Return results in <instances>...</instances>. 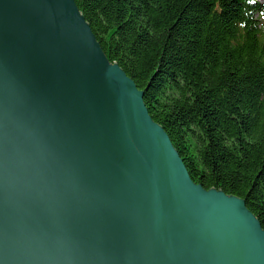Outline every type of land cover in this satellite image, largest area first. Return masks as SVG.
Here are the masks:
<instances>
[{
  "label": "water",
  "instance_id": "95a60500",
  "mask_svg": "<svg viewBox=\"0 0 264 264\" xmlns=\"http://www.w3.org/2000/svg\"><path fill=\"white\" fill-rule=\"evenodd\" d=\"M144 97L75 0H0V264H264Z\"/></svg>",
  "mask_w": 264,
  "mask_h": 264
},
{
  "label": "trees",
  "instance_id": "16d2710c",
  "mask_svg": "<svg viewBox=\"0 0 264 264\" xmlns=\"http://www.w3.org/2000/svg\"><path fill=\"white\" fill-rule=\"evenodd\" d=\"M145 92L197 185L245 200L264 230V7L256 0H75Z\"/></svg>",
  "mask_w": 264,
  "mask_h": 264
},
{
  "label": "rangeland",
  "instance_id": "374dc122",
  "mask_svg": "<svg viewBox=\"0 0 264 264\" xmlns=\"http://www.w3.org/2000/svg\"><path fill=\"white\" fill-rule=\"evenodd\" d=\"M261 2H264V0H260Z\"/></svg>",
  "mask_w": 264,
  "mask_h": 264
}]
</instances>
